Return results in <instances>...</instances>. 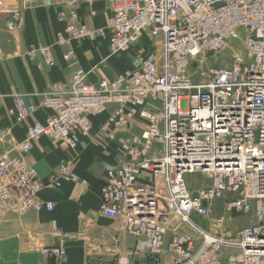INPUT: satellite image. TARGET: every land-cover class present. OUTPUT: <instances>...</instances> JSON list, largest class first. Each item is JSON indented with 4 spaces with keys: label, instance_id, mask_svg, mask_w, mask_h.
Here are the masks:
<instances>
[{
    "label": "built area",
    "instance_id": "2783aa9c",
    "mask_svg": "<svg viewBox=\"0 0 264 264\" xmlns=\"http://www.w3.org/2000/svg\"><path fill=\"white\" fill-rule=\"evenodd\" d=\"M59 1L67 8L60 13L66 26L56 34L55 45L65 48L62 56L69 67L78 64L71 44L84 40L109 38L112 57L129 51L148 32L161 38L162 51L156 48L147 55L139 51L132 67L113 80L88 83L84 70H78L82 83L75 74L42 105L16 96V106L8 115L16 114L18 122L40 107L51 114L45 123L28 128L24 142L0 152V198L9 201V208L19 204L26 210L52 212L55 205L40 201L39 195L60 188L62 181L74 182L71 164H60L46 180L34 170L27 172L25 155L32 142L48 137L62 148L76 149L91 133V118L112 107L100 132L120 146L115 164L107 168L109 181L102 190L99 212L113 219L127 215L125 228L145 239L150 254L142 264H162V255L170 253L175 264H218L227 249L236 252L227 257V264H264V0H112L108 24L99 29L82 22L77 11L79 5H92L94 0ZM20 12L7 15L9 28H14ZM235 40L244 41V54H236L230 67L199 73L200 82L195 83L187 72L190 62L217 58ZM27 56L31 60L40 56L49 66L55 63L48 46H31ZM148 104L158 110L146 113ZM138 124L144 128L142 135H118ZM5 137L0 117L1 143ZM154 145L160 149L155 151ZM158 174L163 175L165 194L179 225L193 232L174 230L169 244L165 236L170 211L159 208L160 198L139 206L123 204L139 176L153 178L152 188H157ZM187 176L208 183L193 192ZM219 200L233 217L249 221L235 236L213 234L191 218L196 214L223 229L226 216L212 217ZM64 253L61 243L54 254Z\"/></svg>",
    "mask_w": 264,
    "mask_h": 264
},
{
    "label": "crops",
    "instance_id": "0c3cea01",
    "mask_svg": "<svg viewBox=\"0 0 264 264\" xmlns=\"http://www.w3.org/2000/svg\"><path fill=\"white\" fill-rule=\"evenodd\" d=\"M110 6L111 0H96L94 17L85 5H79L77 10L84 23L98 29L107 26ZM16 9L23 12L16 16L19 22L16 30H10L6 17ZM61 9L58 0H36L34 5L23 0H0L1 126L16 142L26 140L30 125L45 123L51 110L40 107L34 115L18 122L7 116L14 108L15 96L40 105L45 96L55 94L78 70L87 73L86 82L96 83L103 78L113 80L132 67L133 55L110 57L109 40L73 42L78 64L69 67L62 56L65 48L55 45L56 34L66 26L60 20ZM31 46L51 47L54 65L45 64L40 56L28 59L25 54ZM111 109L91 118V133L81 139L76 149L62 148L48 137L32 142L33 150L27 161L41 179L50 178L60 164L69 162L78 182L62 181L60 188L40 193V201L55 205L52 212L16 214L4 212L0 207V264H116L120 256L133 252L138 238L117 230V222L107 223L99 212L101 192L109 181L107 168L115 164L120 145L109 143L100 132ZM142 128L139 124L124 135L129 138ZM218 213H224L222 202ZM241 222L246 220L242 218ZM57 231L67 235L63 258L52 252L60 244ZM143 259V254L133 258Z\"/></svg>",
    "mask_w": 264,
    "mask_h": 264
},
{
    "label": "bare ground",
    "instance_id": "6f19581e",
    "mask_svg": "<svg viewBox=\"0 0 264 264\" xmlns=\"http://www.w3.org/2000/svg\"><path fill=\"white\" fill-rule=\"evenodd\" d=\"M23 1L26 4L30 3V2H27L26 0H23ZM145 36L149 37L150 41H152V44L157 48V51L159 53H161V51H162V40H161L160 37L153 38L148 32H145V33L142 34L141 38L139 39V41L137 43H141L142 40H144ZM225 51H231V53H232V55H231V64L229 66H227V67H230L232 65V63H233V59H234V56L236 54H244V52H245V50H244V41L243 40H235V41H233L230 44V46ZM225 51H222V53H224ZM222 53H220L218 55V57ZM208 59H212V58L211 57L196 58V59L192 60L190 62V64L194 63V62H198V63L202 64L203 62L207 61ZM227 67H223V68H227ZM211 68H217V67H215V66H207V67L204 68V67L199 66L198 69L200 70V73H201V72H205V71H207V70H209ZM223 68H217V69H223ZM187 71H188V69H187ZM75 74H76L75 79L78 82L82 83L81 80H80V78L82 77V73L81 72H77ZM75 74H74V76H75ZM190 77H191V75H190ZM72 79H74V78H72ZM192 80L194 81V79H192ZM194 82L197 83L196 81H194ZM50 95H53V94H50ZM45 97H44V99H45ZM43 101H42V103H43ZM42 103H41V105H42ZM111 108L112 107H110V109ZM144 110L148 114H153V113H155L158 110V108H157V106H155L153 104H148L145 107ZM111 111H112V109H111ZM138 125L135 126V127L138 128ZM3 131H4L5 135H6V137H5V142L4 143H1L2 140L0 141V152L10 151L13 148L14 145H16L18 143H21V142H16L13 139H11L9 133L6 132L5 130H3ZM129 131H130V128H126L124 133H122L121 131H118V135L127 134ZM143 132H144V128L141 129V132L139 134L131 135L129 138H132L133 136H140V135L143 134ZM80 143L78 144V146L80 145ZM78 146H76L75 148H77ZM153 148H154L155 151L160 149L159 146H157V145H154ZM32 150H33V146H32ZM32 150L25 155V161L28 164L27 165V172H29V171L33 172V170H34L32 168V166H30L28 161H27L28 155L32 152ZM118 153H119V151H118ZM12 154L13 155H17V153H14V152ZM156 156L158 157V155H156ZM153 159L158 161V159H156V158H153ZM27 172L25 173V175L27 174ZM60 173H61L60 170H58V174H60ZM158 175H159V177H158V181H157V184H158L157 188H152V186L154 185V179L153 178H151L149 176H146V175L139 176V178L137 179V186H134L131 190L126 192V198H125V201H123V204H124L125 208H126V206H129L130 203H133V204L139 206V205H142V204H146L147 201L150 200V199L160 198L161 200H160V203H159V208L162 209V210L167 208L170 211V215L166 219V221H167L166 226L168 228V232H167V234L165 236V242H166V244H169L172 241V239L174 238L175 234H176V231H174V230H177L178 232L186 233V234H192L193 232L191 231V229L187 225H185V224L179 225L180 219H179V217H177L178 214L175 212V210L171 206L170 201H169V199L167 198V196L165 194V184H164L163 175L162 174H158ZM73 176H74V179H75V181L73 183H77L78 182V177L76 175H74V174H73ZM189 178H191V179H189ZM145 179H149L148 180L149 182H148L146 187H141L139 183L140 182H144ZM186 180H187V184H188L190 190L193 191V192H196V191L204 188L205 187L204 184L208 183V181L204 179L202 185L199 187V185L201 184L200 180H197V178L195 176H187ZM101 195H102V192H101ZM163 197H166V198H163ZM129 199H131V202L129 201ZM220 202H222V204H223V209H224V213L223 214H219L218 213V205H219ZM8 204H9V201L7 199L0 198V207H1V209L4 212L16 213V214H22V213H26V212H30V211L40 212V211H36L34 209L26 210V209H24V207L22 205H19V204H14L12 207L9 208ZM226 213H229V212L225 209L224 201L223 200L217 201L215 203L214 208H213L212 217L213 218H217V217H221V216H226ZM191 218L194 221V223H196L200 228H202V229H204L206 231H209V232H211L213 234H220L222 236H229V237L235 236L238 232H240L243 228H245L249 224L248 220H246V222L243 223V222H241V220L237 219V216L233 217L232 215H229V216H226V223H225L224 228L221 229V230H217L213 226L211 220H209V219L202 218V217H200V216H198L196 214L192 215ZM115 220L117 222V230L125 232V233H127L129 235L135 236L139 240L137 242L133 252H131L129 254H126V255L120 256L118 258L116 264H142L144 262H147L150 259V254H149L148 250H146V248L144 247L145 246L144 244H145L146 241H145V239L142 236H137L135 234H132V233L129 232V230H127L125 228V225L127 226V220H128L127 215L122 214L121 216H119ZM240 222H241V226L238 225V224H240ZM254 222L255 221L251 222V224H253ZM55 235L59 238L60 244H59L58 247L52 249V252L54 253V250L59 248L61 243H63L64 252L65 253H64L63 256H60L59 254L57 256L59 258H63V257L66 256V239H67V235H65L63 233H59L58 231L55 233ZM150 251H151V249H150ZM233 253H236V252L234 250H231V249L225 250L223 252V254L221 256V260H220V262L218 264H221L223 262L225 264H227V257L230 254H233ZM141 254L144 255V259L143 260H141V261L133 260L134 257L139 256ZM161 261H162V264H175L174 255L171 254V253L162 255Z\"/></svg>",
    "mask_w": 264,
    "mask_h": 264
},
{
    "label": "rangeland",
    "instance_id": "374dc122",
    "mask_svg": "<svg viewBox=\"0 0 264 264\" xmlns=\"http://www.w3.org/2000/svg\"><path fill=\"white\" fill-rule=\"evenodd\" d=\"M59 1V0H58ZM96 0H94L93 4L92 5H87V4H82V5H85L89 10H90V16L94 17L95 16V12L93 11V8H94V4H95ZM59 4H60V1H59ZM111 4H112V0H111ZM61 5V4H60ZM62 6V9H61V12L60 13H65V11L67 10L66 7H64L63 5ZM78 11V10H77ZM23 12V10H21L20 14ZM79 15V14H78ZM111 16V6H110V14H109V17H108V21H109V18ZM82 21V20H81ZM83 22V21H82ZM18 21L16 22V25L14 28H9L10 30H16V28L18 27ZM7 24V23H6ZM8 26V25H7ZM106 27V26H105ZM104 27V28H105ZM99 29V28H98ZM106 40H109V44H110V39L107 38ZM105 41V40H104ZM96 42H100V41H96ZM95 43V42H93ZM30 48V47H29ZM29 48L27 49L26 51V54L25 56H27V52L29 50ZM153 49H156V47L152 44V41H150L149 37L148 36H145L144 40H142L141 43H137L136 46L132 47L129 51L127 52H124L120 55H117L116 57H122V56H127V55H133V59L138 57L139 56V51H142V55H147L148 53H150ZM231 51H225L224 53H222L219 57L217 56L216 57H211L212 59H208L207 61L203 62L202 64L198 63V62H194V63H191L189 68H188V74L191 75L192 79H194V81L196 82H200V79H199V73H200V70L198 69L199 66L201 67H207V66H215L217 68H223V67H227L231 64ZM39 57V56H38ZM111 57V55H110ZM28 59H30L28 56H27ZM36 59V58H35ZM34 59V60H35ZM43 59V58H42ZM216 59V60H215ZM31 60V59H30ZM2 61V54H1V49H0V63ZM45 63V62H44ZM87 74V73H86ZM2 97V94L0 92V98ZM22 97V96H21ZM15 101H16V96H15ZM15 102H14V107H15ZM10 111V110H9ZM38 111V110H37ZM36 111V112H37ZM35 112V113H36ZM9 113V112H8ZM7 113V116H9ZM35 113L31 114L30 116L34 115ZM1 117V115H0ZM14 118H16V120L18 119L17 118V115H13ZM29 117V116H28ZM27 117V118H28ZM49 117V116H48ZM47 120V119H46ZM2 121V120H1ZM46 122V121H45ZM33 125V124H32ZM31 126V125H30ZM29 126V127H30ZM28 127V128H29ZM27 128V130H28ZM26 138H27V133H26ZM43 138V137H42ZM41 139V138H40ZM191 179V178H189ZM149 179H145L144 182H140V186L141 187H146L147 184H148V181ZM202 185V183L199 185V187ZM100 206H101V197H100ZM231 215L230 213H226V216H229ZM102 218L107 221V223H110V224H115L116 221L110 219V218H107L106 216L104 215H101ZM238 220H241V218H237ZM241 226V225H240ZM221 264H225L224 262L221 263Z\"/></svg>",
    "mask_w": 264,
    "mask_h": 264
}]
</instances>
